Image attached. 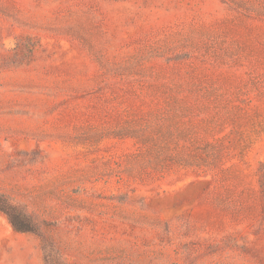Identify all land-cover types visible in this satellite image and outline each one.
Returning <instances> with one entry per match:
<instances>
[{
	"label": "rangeland",
	"instance_id": "rangeland-1",
	"mask_svg": "<svg viewBox=\"0 0 264 264\" xmlns=\"http://www.w3.org/2000/svg\"><path fill=\"white\" fill-rule=\"evenodd\" d=\"M264 0H0V192L62 264H264ZM0 264H44L0 213Z\"/></svg>",
	"mask_w": 264,
	"mask_h": 264
},
{
	"label": "trees",
	"instance_id": "trees-1",
	"mask_svg": "<svg viewBox=\"0 0 264 264\" xmlns=\"http://www.w3.org/2000/svg\"><path fill=\"white\" fill-rule=\"evenodd\" d=\"M264 184V177L261 181ZM0 213L17 233H31L39 239L44 264H62L53 242L45 233L46 224L27 215L10 197L0 192Z\"/></svg>",
	"mask_w": 264,
	"mask_h": 264
}]
</instances>
